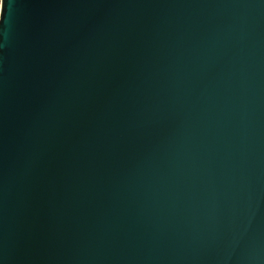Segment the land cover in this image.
Instances as JSON below:
<instances>
[{
    "label": "water",
    "instance_id": "water-1",
    "mask_svg": "<svg viewBox=\"0 0 264 264\" xmlns=\"http://www.w3.org/2000/svg\"><path fill=\"white\" fill-rule=\"evenodd\" d=\"M0 264H264V0H0Z\"/></svg>",
    "mask_w": 264,
    "mask_h": 264
},
{
    "label": "snow or ice",
    "instance_id": "snow-or-ice-1",
    "mask_svg": "<svg viewBox=\"0 0 264 264\" xmlns=\"http://www.w3.org/2000/svg\"><path fill=\"white\" fill-rule=\"evenodd\" d=\"M4 6H5V0H4Z\"/></svg>",
    "mask_w": 264,
    "mask_h": 264
}]
</instances>
